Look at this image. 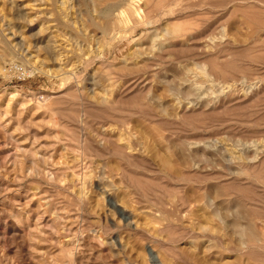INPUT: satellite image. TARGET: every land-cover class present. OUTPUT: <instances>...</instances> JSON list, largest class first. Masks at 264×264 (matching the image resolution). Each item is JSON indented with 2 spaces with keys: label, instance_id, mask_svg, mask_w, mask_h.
I'll list each match as a JSON object with an SVG mask.
<instances>
[{
  "label": "rangeland",
  "instance_id": "1",
  "mask_svg": "<svg viewBox=\"0 0 264 264\" xmlns=\"http://www.w3.org/2000/svg\"><path fill=\"white\" fill-rule=\"evenodd\" d=\"M139 1L0 0V264H264V0Z\"/></svg>",
  "mask_w": 264,
  "mask_h": 264
},
{
  "label": "bare ground",
  "instance_id": "2",
  "mask_svg": "<svg viewBox=\"0 0 264 264\" xmlns=\"http://www.w3.org/2000/svg\"><path fill=\"white\" fill-rule=\"evenodd\" d=\"M141 6H142V2L141 1H139V0H127V9H126V16L127 17H131V18H133L135 21H136V23L138 24V25H144V26H148V25H151V20L150 21H146V18H145V16L143 15V12H142V9H141ZM125 13V12H124ZM123 13V14H124ZM122 15V14H121ZM125 15V14H124ZM123 17V16H122ZM125 17V16H124ZM123 17V18H124ZM125 19V18H124ZM150 19V18H149ZM126 22H127V19L125 20ZM128 21H129V19H128ZM120 22H122V20H120ZM123 22H124V20H123ZM125 23V22H124ZM128 23V22H127ZM130 23V22H129ZM138 25H136L135 23H134V26H138ZM178 27V26H177ZM115 28V27H114ZM152 38H153V36H152ZM164 38V37H163ZM202 72H204V71H202ZM215 72V71H214ZM206 73V72H205ZM205 73H203V76L204 77H206L205 79L207 80L208 78H207V76H206V74ZM187 78V77H186ZM190 78V77H189ZM185 80V79H184ZM191 80V79H190ZM211 80H207V82H210ZM188 82V81H187ZM197 83V82H196ZM212 83V82H211ZM191 85V84H190ZM192 86V85H191ZM210 86V85H209ZM212 86V85H211ZM190 87V86H189ZM213 87V86H212ZM192 88H193V86H192ZM233 88V87H232ZM252 88V87H251ZM195 89V88H194ZM193 89V90H194ZM197 89V88H196ZM200 89V88H199ZM223 89V88H222ZM211 90V89H210ZM228 90V89H227ZM197 91V90H196ZM218 92H219V90H218ZM223 92V91H222ZM236 95V94H235ZM243 95H244V93H243ZM213 98H215V97H213ZM189 103V102H188ZM191 104V103H190ZM241 150V149H240ZM250 150V149H249ZM255 150V149H254ZM228 151V150H227ZM245 151V150H244ZM241 152V151H240ZM258 152H259V150H258ZM239 154V153H238ZM241 154V153H240ZM239 154V155H240ZM236 157V156H235ZM238 159H239V157H238ZM245 159V158H244ZM252 235V234H251Z\"/></svg>",
  "mask_w": 264,
  "mask_h": 264
}]
</instances>
